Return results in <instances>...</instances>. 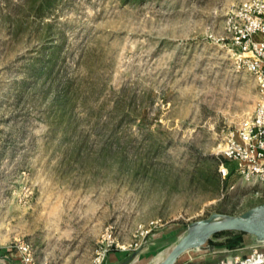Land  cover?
I'll use <instances>...</instances> for the list:
<instances>
[{"label": "rangeland", "instance_id": "1", "mask_svg": "<svg viewBox=\"0 0 264 264\" xmlns=\"http://www.w3.org/2000/svg\"><path fill=\"white\" fill-rule=\"evenodd\" d=\"M39 1L0 0V246L157 264L189 224L261 201L236 162L213 180L261 102L226 24L248 0Z\"/></svg>", "mask_w": 264, "mask_h": 264}, {"label": "built area", "instance_id": "2", "mask_svg": "<svg viewBox=\"0 0 264 264\" xmlns=\"http://www.w3.org/2000/svg\"><path fill=\"white\" fill-rule=\"evenodd\" d=\"M230 45L237 49L239 68L256 81L261 102L255 114L241 122L226 140L222 157L237 163L235 175L250 186H264V0H248L226 20ZM220 174L229 178L231 172L222 164ZM263 249H255L245 257L227 259L214 264H264ZM16 252L23 264H43L37 261L29 243L22 242Z\"/></svg>", "mask_w": 264, "mask_h": 264}, {"label": "water", "instance_id": "3", "mask_svg": "<svg viewBox=\"0 0 264 264\" xmlns=\"http://www.w3.org/2000/svg\"><path fill=\"white\" fill-rule=\"evenodd\" d=\"M223 232L249 234L264 243V205H257L239 215L214 213L189 224L181 238L157 264H176L184 253L206 247L214 235ZM139 253L140 250L134 252L123 264L133 262Z\"/></svg>", "mask_w": 264, "mask_h": 264}, {"label": "crops", "instance_id": "4", "mask_svg": "<svg viewBox=\"0 0 264 264\" xmlns=\"http://www.w3.org/2000/svg\"><path fill=\"white\" fill-rule=\"evenodd\" d=\"M256 189L258 190L264 189V186L259 185L256 187ZM260 198L261 201L257 203V205H261V204L264 205V197L261 196ZM224 240L225 237H220L216 241L223 242ZM242 240L243 242L241 247L234 250H229L225 247L215 248L214 246L210 245L208 242L207 243L208 246L202 249H194L184 253L178 259L176 264H214L217 262L225 261L227 259L245 257L251 254L255 249H263L262 244L258 242L254 236H251L249 234H243ZM150 256L151 255L149 253L147 254L145 252L140 251L137 257H139V259L141 258L146 259ZM20 259L21 258L18 257L17 252L15 250H12L10 246H4V245L0 246V264H23ZM120 260H121L120 253H111L106 264H123L125 262L124 261L120 263L121 262ZM134 262H136V259H134L133 262H131V264Z\"/></svg>", "mask_w": 264, "mask_h": 264}, {"label": "trees", "instance_id": "5", "mask_svg": "<svg viewBox=\"0 0 264 264\" xmlns=\"http://www.w3.org/2000/svg\"><path fill=\"white\" fill-rule=\"evenodd\" d=\"M57 0H40L38 3L39 5L36 6V11L38 14L44 13L46 9L48 10L51 8ZM135 1H143V0H123L124 3H130V2H135ZM53 59L50 60L52 62ZM50 62L47 63V65L43 66L41 68V74L42 75H47L51 73L53 70V64H50ZM214 169H213V180H214V187L215 190L220 191L224 187L225 181H227L229 178L223 179L220 174V166L222 164L226 165L228 161H226L223 157L214 158ZM228 168V167H227ZM229 169V168H228ZM232 173V171H230ZM221 177V178H220ZM242 235L243 233L240 232H223L219 233L213 236L212 239H210L209 244L214 246L215 248H227L229 250H234L242 245ZM220 237H225V240L223 242H218L216 241Z\"/></svg>", "mask_w": 264, "mask_h": 264}]
</instances>
